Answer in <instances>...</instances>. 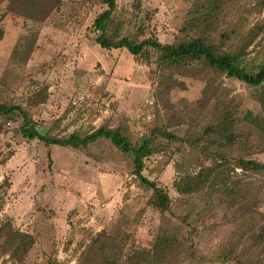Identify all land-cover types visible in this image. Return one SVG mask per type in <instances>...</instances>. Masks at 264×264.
<instances>
[{
  "label": "rangeland",
  "instance_id": "374dc122",
  "mask_svg": "<svg viewBox=\"0 0 264 264\" xmlns=\"http://www.w3.org/2000/svg\"><path fill=\"white\" fill-rule=\"evenodd\" d=\"M211 1L115 0L106 34L173 43L202 33L236 51L250 41L241 64L256 68L264 61V24L250 31L263 22V0H220L210 26L189 25ZM105 8L100 0H0V102L22 106L49 137L99 126L132 143L152 135L156 151L142 173L163 188L168 207L150 205L131 157L110 140L45 145L22 136L19 113L0 117V226L9 222L33 240L15 256L0 236V264H264L263 172L232 161L223 167L230 188L218 169L192 192L174 185L220 164L216 151L264 162L261 87L202 63L160 66L151 47L137 60L125 48L100 47L93 21ZM221 121L232 140L219 147L206 127ZM159 238L169 248L153 256Z\"/></svg>",
  "mask_w": 264,
  "mask_h": 264
},
{
  "label": "trees",
  "instance_id": "16d2710c",
  "mask_svg": "<svg viewBox=\"0 0 264 264\" xmlns=\"http://www.w3.org/2000/svg\"><path fill=\"white\" fill-rule=\"evenodd\" d=\"M100 1L106 5V8L100 12L93 21V26L96 30H101V34L95 39V42L99 44L100 47L105 49L125 48L136 60L144 57L146 47H151L156 53L155 62L160 66L170 69L183 68L193 62L202 63L210 69L224 73L227 77L236 78L239 81L252 86H260L261 90L259 91L258 100L264 112V61L251 70L241 64L243 52L250 41H247L236 51L233 49H222L215 44L213 40L205 37L202 33H198L189 38L185 37L173 43H161L156 38L152 37L136 41L127 36L117 37L116 35H107L106 28L114 11L116 2L115 0ZM262 4H264V0L262 1ZM219 9L220 0H213L208 4L205 3L204 5H201L198 13L193 12L189 25L197 28H200V26L207 28L216 19L217 11ZM263 24L264 17L263 22L255 25L250 31L252 35H255L258 30H261ZM222 34L223 36H228L227 32ZM1 36L2 29L0 28V38ZM16 112L20 114L22 119L21 125L19 126V131L22 136L28 139L37 138L45 145L54 144L58 146H70L77 149L80 147H87L89 144L94 143L99 139L110 140L115 148L131 157L132 173L145 188L151 190V196L149 199L150 205L161 210L167 209L169 199L163 188L160 187L156 181L148 179L142 173L144 169V158L156 151L152 144V135L149 134L148 136H143L136 143H132L129 137L124 135L118 129L99 126L95 130L83 135L73 132L67 137H49L42 134L37 129L36 122L31 119L29 113L22 106L0 102L1 118L8 119ZM206 131L213 135L215 143L219 144V147H221L220 144L224 137L226 140H232L227 121L216 122L209 125L206 127ZM157 132L164 136L168 141L178 139L175 134L169 131L159 130ZM214 155L219 157L221 160L220 164L213 161V165L202 167L195 174L180 176L174 183L176 190L178 192H192L193 190H197L206 182V179L210 175L217 171V169L219 170V173H222V176L219 179L221 184L228 187L224 180L225 173L223 167L229 163L232 164V161L235 167L264 173V162L249 159L245 160L242 158L227 159L222 151H216L213 156ZM0 236L6 237L7 244L10 250L15 253V256L26 252L33 242L30 234L14 230L9 222H5L0 226ZM158 241L156 244L157 249L156 251H153V256L155 255V252L157 254H163L167 251L168 246L162 244L160 238ZM127 262H131L132 264L130 259Z\"/></svg>",
  "mask_w": 264,
  "mask_h": 264
}]
</instances>
